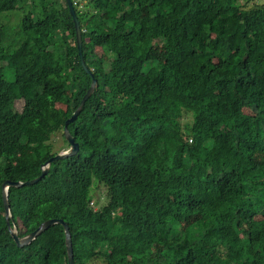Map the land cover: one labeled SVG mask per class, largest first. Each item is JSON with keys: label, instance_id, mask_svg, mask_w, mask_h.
I'll return each mask as SVG.
<instances>
[{"label": "trees", "instance_id": "16d2710c", "mask_svg": "<svg viewBox=\"0 0 264 264\" xmlns=\"http://www.w3.org/2000/svg\"><path fill=\"white\" fill-rule=\"evenodd\" d=\"M248 1L74 4L97 87L67 125L77 152L6 189L9 230L3 184L40 176L57 133L68 151L91 77L64 0H0L24 12L16 42L0 24V264H68L62 225L11 235L49 219L74 264H264V3Z\"/></svg>", "mask_w": 264, "mask_h": 264}, {"label": "water", "instance_id": "95a60500", "mask_svg": "<svg viewBox=\"0 0 264 264\" xmlns=\"http://www.w3.org/2000/svg\"><path fill=\"white\" fill-rule=\"evenodd\" d=\"M65 4L69 10V14L72 18V22H73V27L75 30V40H76V47L78 50V55L80 58V64L81 67L83 68V70L89 74V76L91 77V83L89 88L87 89L86 93L84 94V96L82 97V99L80 100L79 106L77 107V109L72 113V115L65 121L64 123V127H63V133L64 136L69 144V151L68 152H63V153H58L54 156H52L46 163L45 168L42 170L40 176H38L37 178L31 180V181H27V182H10V181H6L3 184V192H2V201H3V206H4V215H5V222L6 225L8 227V229L10 230V211H9V204L7 201V192L6 189L9 186H13V187H21L24 185H31L33 183H35L36 181L40 180V178L46 174L47 172V166L48 164H50L53 161L59 160L61 158H64L66 156H71L74 155L77 150H78V144L74 141V138L72 137V135L69 133L68 129H67V125L74 121L77 117V115L79 114L81 107L83 106L84 102L90 97V95L94 92L95 88L97 87V83L96 80L93 78L91 71L88 69V67L85 65L83 56H82V51H81V29H80V24L79 21L77 19V16L75 14L74 8H73V4L71 0H64ZM54 224H60L63 226L64 228V232H65V244H66V251H67V261L68 264H74L73 263V254H72V247H71V240H70V233L68 230V226L60 219H49L44 221L43 223H41L36 230H34L33 232H31L30 234H28L26 237L24 238H18L16 236V232L11 231V235L14 239V241L16 242V244L18 246L24 245V244H28L29 242H31L38 234L42 233L44 230H46L49 226L54 225Z\"/></svg>", "mask_w": 264, "mask_h": 264}, {"label": "rangeland", "instance_id": "374dc122", "mask_svg": "<svg viewBox=\"0 0 264 264\" xmlns=\"http://www.w3.org/2000/svg\"><path fill=\"white\" fill-rule=\"evenodd\" d=\"M28 2L29 1H27L26 4ZM262 3H264V0H250L246 3V5H247V7H251L253 5H259ZM23 15H24L23 10H14V11H9V12H5V13L0 14V24H2L6 28V29H4L5 34H6V40H5L6 43L17 41L15 31H17V32L20 31L19 23H20ZM26 16L29 17L30 14L26 13ZM75 42H76V40H75ZM96 50H98V52H100V50L98 48ZM100 54H102V53L100 52ZM3 72H4L7 80H13V73L11 72V70L4 67ZM22 104L23 103L21 100H17L15 102V109L20 110L22 107ZM187 121H189V118H187L185 120H181V124L187 123ZM54 138H55L54 150L59 149L58 150V151H60L59 153L67 152V151H64L63 148H61L63 146V142H62V138H61L60 133H57ZM44 168H45V166H43V169ZM18 182H21V181H18ZM104 193H105V191H104L103 187L92 189V200H93V207L94 208L100 207V206L105 204L106 198H105ZM12 231L16 232V229L12 228Z\"/></svg>", "mask_w": 264, "mask_h": 264}, {"label": "built area", "instance_id": "2783aa9c", "mask_svg": "<svg viewBox=\"0 0 264 264\" xmlns=\"http://www.w3.org/2000/svg\"><path fill=\"white\" fill-rule=\"evenodd\" d=\"M72 1V4H76L77 2H79L80 0H71Z\"/></svg>", "mask_w": 264, "mask_h": 264}, {"label": "bare ground", "instance_id": "6f19581e", "mask_svg": "<svg viewBox=\"0 0 264 264\" xmlns=\"http://www.w3.org/2000/svg\"><path fill=\"white\" fill-rule=\"evenodd\" d=\"M68 151H69V150H68ZM68 151H67V152H68Z\"/></svg>", "mask_w": 264, "mask_h": 264}]
</instances>
